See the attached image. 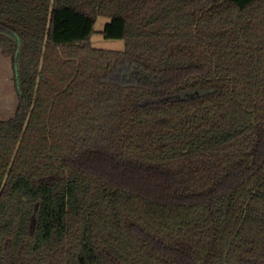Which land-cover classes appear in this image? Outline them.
<instances>
[{
	"label": "trees",
	"instance_id": "1",
	"mask_svg": "<svg viewBox=\"0 0 264 264\" xmlns=\"http://www.w3.org/2000/svg\"><path fill=\"white\" fill-rule=\"evenodd\" d=\"M0 51V264H264V0H0Z\"/></svg>",
	"mask_w": 264,
	"mask_h": 264
},
{
	"label": "rangeland",
	"instance_id": "2",
	"mask_svg": "<svg viewBox=\"0 0 264 264\" xmlns=\"http://www.w3.org/2000/svg\"><path fill=\"white\" fill-rule=\"evenodd\" d=\"M109 19L99 17L95 24V32L92 36V45L95 48L107 50H124V40L106 39L102 35L106 23ZM18 107V96L15 86L14 73L11 63L1 55L0 51V119L11 118Z\"/></svg>",
	"mask_w": 264,
	"mask_h": 264
}]
</instances>
